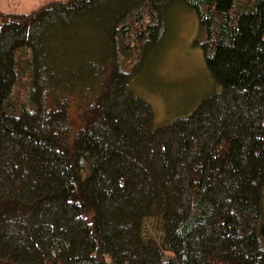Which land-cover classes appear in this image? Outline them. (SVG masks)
<instances>
[{"label": "trees", "instance_id": "16d2710c", "mask_svg": "<svg viewBox=\"0 0 264 264\" xmlns=\"http://www.w3.org/2000/svg\"><path fill=\"white\" fill-rule=\"evenodd\" d=\"M177 6L220 91L157 124L131 84ZM263 188L264 0L0 10V264H264Z\"/></svg>", "mask_w": 264, "mask_h": 264}, {"label": "rangeland", "instance_id": "374dc122", "mask_svg": "<svg viewBox=\"0 0 264 264\" xmlns=\"http://www.w3.org/2000/svg\"><path fill=\"white\" fill-rule=\"evenodd\" d=\"M49 1L52 0H0V10L28 13ZM170 29L171 36L162 52L131 84L134 93L152 107L157 124L191 114L204 99L220 91L209 76L200 47L194 44L197 35L194 12L184 6L172 9ZM261 208L264 212V188ZM143 235L159 239L161 220L145 219Z\"/></svg>", "mask_w": 264, "mask_h": 264}]
</instances>
